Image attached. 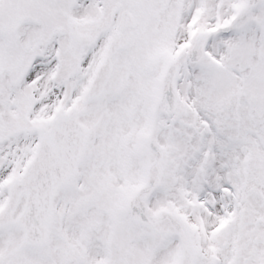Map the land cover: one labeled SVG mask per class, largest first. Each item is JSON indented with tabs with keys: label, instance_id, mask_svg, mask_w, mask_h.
<instances>
[{
	"label": "snow or ice",
	"instance_id": "6c2138e0",
	"mask_svg": "<svg viewBox=\"0 0 264 264\" xmlns=\"http://www.w3.org/2000/svg\"><path fill=\"white\" fill-rule=\"evenodd\" d=\"M0 264H264V0H0Z\"/></svg>",
	"mask_w": 264,
	"mask_h": 264
}]
</instances>
